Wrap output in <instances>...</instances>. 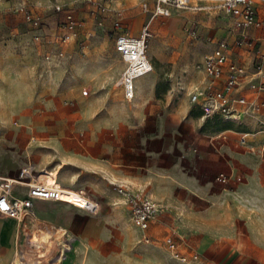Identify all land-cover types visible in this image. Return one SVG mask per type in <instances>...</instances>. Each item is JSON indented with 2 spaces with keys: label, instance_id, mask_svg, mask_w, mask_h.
Listing matches in <instances>:
<instances>
[{
  "label": "rangeland",
  "instance_id": "1",
  "mask_svg": "<svg viewBox=\"0 0 264 264\" xmlns=\"http://www.w3.org/2000/svg\"><path fill=\"white\" fill-rule=\"evenodd\" d=\"M141 1L0 0V176L15 177L31 162L43 178H55L56 183L80 193L86 191L101 206L93 220L106 218L102 234L83 239L77 233L86 223L84 217L68 215L69 205L39 202L29 215L43 218L31 222L28 216L26 225L15 229L12 258L5 264H19L18 254L26 264L264 262V251L244 254L211 250L210 241L207 247L202 245L210 236V203L197 201L180 189L172 192L144 186L142 177L130 174L127 178L122 173L125 163H143L137 152L145 142L142 131H128L142 126L135 117L138 102L128 103L117 86L125 64L115 52L114 41L117 34L128 33V19L146 14L143 28L148 26L152 35L148 57L155 68L150 75L153 92L146 89V78L139 79L138 99H164L173 87L172 82L163 80L161 72L191 65L200 46L215 48L219 40L215 38L231 34L232 28L231 21L216 17V6L221 3L217 0H192L190 4L199 8L154 19L144 12ZM205 7H212L211 18L205 15ZM118 20L121 27L115 30ZM197 23L202 29L192 38L190 31ZM75 137L92 157L76 156L81 149ZM121 186L165 204V213L147 232L157 241L145 242L144 233L131 224L125 200L118 192ZM113 211L124 212L113 219ZM7 220L0 215V222ZM68 222L76 236L64 228ZM174 227L197 234L199 261L173 259L158 242L167 240ZM40 235L46 237L44 243L31 242ZM70 243L73 247L65 253L66 260L56 261ZM37 245L42 247L38 251L47 249L43 252L46 256L35 253Z\"/></svg>",
  "mask_w": 264,
  "mask_h": 264
},
{
  "label": "crops",
  "instance_id": "2",
  "mask_svg": "<svg viewBox=\"0 0 264 264\" xmlns=\"http://www.w3.org/2000/svg\"><path fill=\"white\" fill-rule=\"evenodd\" d=\"M130 19L127 21L129 27L126 26V30L129 34L134 32L137 34L143 29L146 14ZM223 38L228 39L230 43L234 41L230 33L223 34L217 39ZM213 49L214 46L210 44L200 46L196 50L193 63L203 61ZM233 56L234 60L243 63L250 59L251 53L246 49H236ZM193 63L161 72L163 80L172 82L173 87L164 99L153 97L138 99L140 90L137 89L136 99L131 103L138 102L135 117L142 126L128 128V131L134 129L143 132L145 142L142 150L137 152L142 156L143 163H125L121 165L125 168L122 173L127 178H131L128 177L130 174L142 177L144 186L163 187L172 192L180 189L197 201L210 203V236L203 239L204 247H207L210 241L211 250L244 252V254L264 251V134L259 132L256 119L248 115L241 114L233 121H224L221 117L210 119L204 117L203 113L190 103L188 97L193 86L205 81L204 74L197 71ZM154 73L155 68L153 73L143 77L147 79L146 89L150 94L153 92L150 75ZM223 82L224 79L218 84L219 89L223 87ZM231 96L236 99L244 97L251 101L264 102V95L259 96L248 87L235 89ZM260 113L264 120V107ZM245 134L249 135L243 141ZM73 139L78 142L81 149V152L76 153L77 157H92L78 138ZM129 151L135 154L134 150ZM106 162L114 165L108 160ZM220 173L238 175L242 181L229 186L213 183V178ZM42 179L52 183V178ZM71 185L75 188L80 187L74 183ZM64 187L68 188V192H62L57 202L64 206L69 205L66 208L68 215H78L86 220L77 233L78 237L86 239L102 234L106 226V218L93 220L94 215L80 211L81 209L78 208L85 205L80 192L68 186ZM14 194L19 198H25L26 189L15 187ZM154 201L163 206V211L144 233V236L151 239L150 242L157 239L147 235V232L160 220L166 207L163 202ZM39 202L55 201L36 200L32 210H35ZM127 210L132 224L128 206ZM122 212L124 211H120L121 214ZM121 214L113 211L111 217L119 219L118 215ZM36 215L39 220V217L43 218L42 215ZM7 219L9 220L0 222V264L11 260L10 250L15 244L14 237L17 234L15 229L26 225L25 220L20 223L14 219ZM64 226L70 234L76 236L71 222L65 223ZM171 231L172 235L167 240L173 239L187 256L191 254L201 256L199 252L201 243L193 230L174 227ZM158 242L171 254L166 247V240Z\"/></svg>",
  "mask_w": 264,
  "mask_h": 264
},
{
  "label": "built area",
  "instance_id": "3",
  "mask_svg": "<svg viewBox=\"0 0 264 264\" xmlns=\"http://www.w3.org/2000/svg\"><path fill=\"white\" fill-rule=\"evenodd\" d=\"M191 1L142 0L141 7L145 13L152 15V19L158 16L172 17L177 10L199 8V6H192ZM217 1L221 3L216 6L219 10L216 17L231 21L230 32L234 41L230 43L226 38L219 39L214 50L195 66L197 71L204 74L205 81L193 86L189 91L190 103L209 119L221 117L224 121H233L241 114L251 116L256 119L259 132L264 134V120L260 116L264 102L251 101L244 97L236 99L231 96L235 89L243 87H248L259 96L264 95V0ZM209 8L212 7H205V15L211 18L213 14L209 12ZM120 27L121 21L118 20L115 30H119ZM201 28V24L197 23L190 31V36L197 38ZM151 37L148 26L135 36L119 33L115 37V52L122 57L125 64L117 86L122 89L124 99L129 103L136 99L137 80L154 71V66L148 57ZM236 49H246L253 58L250 56V59L243 63L234 60L233 55ZM222 79H224L223 87L219 89L218 84ZM248 135H244L243 141ZM241 181L240 176L226 173H220L212 180L213 183L222 186ZM15 187L26 189L25 198H19L14 194ZM64 191L68 192V188L56 183L55 178H52V184H44L36 166L29 162L19 170L17 176L0 177V215L21 223L33 209L34 201L57 202ZM118 192L130 209L132 224L145 233L151 223L162 213L163 206L151 198L136 194L122 186L119 187ZM80 195L86 202L85 206L78 209L89 215H97L100 211L99 202L92 199L84 190ZM143 240L147 243L151 241L147 236H144ZM166 247L172 258L178 261L197 262L199 260L198 254L187 256L183 253L180 245L171 238L166 240ZM69 249V245L65 247L59 258H63Z\"/></svg>",
  "mask_w": 264,
  "mask_h": 264
},
{
  "label": "bare ground",
  "instance_id": "4",
  "mask_svg": "<svg viewBox=\"0 0 264 264\" xmlns=\"http://www.w3.org/2000/svg\"><path fill=\"white\" fill-rule=\"evenodd\" d=\"M41 177L43 178V176H41ZM42 181H43V183L46 184V185H50V184H52V183H50L48 180H44V179H42ZM82 198H83V197H82ZM83 199H84V198H83ZM84 201L86 202L85 199H84ZM85 202H84V203H85ZM84 206H85V205H84ZM30 212H31V211H30ZM30 212H29V214H30ZM29 214H28L29 217H28V216H27V217L31 220V222H34V221L36 222V221H37V217H36L35 215H29ZM27 217H26V218H27ZM26 218H25V221H26ZM37 231H38V233L43 232L42 230L39 231V229H37ZM45 240H46V237H45V238H42L41 235H40V237H39L38 239H34V240L31 241V242H33V243H35V244H36L37 242H40V244H42V243H44ZM35 244H33V245H35ZM35 246H36V245H35ZM40 248H42V247L37 245V247H36L37 251L35 252L36 254H42L43 251H38V250H40ZM71 248H72V246H71V243H70V250H71ZM44 250L46 251L47 249L44 248ZM70 250H69V251H70ZM46 253H47V252H46ZM46 253L43 254V255L46 256ZM17 257H18V260H19V264H26L25 262H21V261L23 260V257L20 258V255H19V254L17 255ZM55 259H56V261L61 262L59 256H57V258H55ZM15 263L17 264L16 261H15L13 264H15ZM31 264H32V263H31Z\"/></svg>",
  "mask_w": 264,
  "mask_h": 264
}]
</instances>
